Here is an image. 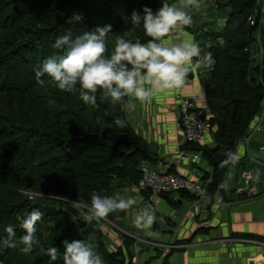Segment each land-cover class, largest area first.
Listing matches in <instances>:
<instances>
[{"label":"trees","instance_id":"16d2710c","mask_svg":"<svg viewBox=\"0 0 264 264\" xmlns=\"http://www.w3.org/2000/svg\"><path fill=\"white\" fill-rule=\"evenodd\" d=\"M256 1L226 0L223 27L206 33L214 63L201 81L204 103L198 104L206 109L212 126V145L187 142L183 147L199 153L211 170L200 178L210 198L207 207L214 204V195L225 200L219 185L228 180L231 163L224 164L226 154L235 153L248 136L264 101V70L251 67L249 51L255 37L248 19ZM160 4L161 0H0V239L8 237L6 229L12 226L18 243L24 230L17 217L33 209L44 214L36 225L39 244L33 251L0 249V264H63V241L75 239L92 242L104 264H132L133 239L121 235L123 253V247L109 243L99 222H84L82 210L73 208L71 201L90 204L93 193L115 196L137 185L143 180L142 164L155 163L156 155L136 133L125 109L101 102L99 93L98 106L85 105L78 91L62 92L47 77L42 85L35 72L57 53L53 44L66 31L75 38L110 24L109 56L117 36L146 43L149 38L142 26L132 25L129 18L133 10L143 16L145 7L155 13ZM74 15L83 19L70 23ZM117 118L125 127L113 123ZM148 192H143L144 200ZM175 194L161 196L171 205L195 199L178 191L181 200L175 202ZM52 246L58 250L55 260L47 254Z\"/></svg>","mask_w":264,"mask_h":264},{"label":"clouds","instance_id":"9594fccd","mask_svg":"<svg viewBox=\"0 0 264 264\" xmlns=\"http://www.w3.org/2000/svg\"><path fill=\"white\" fill-rule=\"evenodd\" d=\"M200 0H180V6H174L168 0H162L161 7L153 13L145 7L143 16L133 10L130 22L142 26L146 43L117 36L111 55L108 52V34L112 31L110 24L85 31L73 38L71 31L59 36L53 48L57 53L49 56L36 72V80L44 84V77L49 79L58 90L66 93L79 92V99L92 107L97 105V93L101 102L110 101L128 109H134L135 103L149 102L157 94H165L175 89L184 88L189 83V74L202 67H211L214 63L211 51L203 52L194 40L172 42L176 32H183L193 24L189 11L199 8ZM81 15H74L72 21L82 20ZM117 127H125V121L117 118L113 122ZM224 164L235 163L239 156L236 153L226 154ZM228 176L231 173L227 174ZM228 180L219 185L227 190ZM219 200V197H217ZM72 207L81 209L84 222L91 224L106 219L110 214L130 210L137 204L136 197L100 196L93 193L90 204L83 200L71 201ZM39 209H33L20 220L24 234L19 242L14 239L15 231L9 226L8 237L0 239V249L17 248L28 254L39 244L36 236L37 222L43 218ZM156 217L148 205L137 211L132 224L143 231L151 229ZM63 264H104V259L96 246L85 240L63 241ZM57 248L47 249L52 260L57 258Z\"/></svg>","mask_w":264,"mask_h":264},{"label":"crops","instance_id":"0c3cea01","mask_svg":"<svg viewBox=\"0 0 264 264\" xmlns=\"http://www.w3.org/2000/svg\"><path fill=\"white\" fill-rule=\"evenodd\" d=\"M210 1L212 3L213 0H200V7L204 5L207 11L213 7L215 9L220 7L217 1L213 6ZM168 2L180 6V0ZM161 5L162 0L159 8ZM199 8H192L189 11L193 24L183 32H176L170 37L172 42L193 40L194 29L205 34L213 32L212 20L218 21L216 27H223L225 21L218 26L222 18L217 17V12L211 14L210 18L203 17L201 26H196ZM217 31L219 30L215 32ZM261 35L263 40L264 32H261ZM253 43L249 49L250 53L252 52L251 59H254L253 55L259 56L261 60L257 66L264 69V49L257 40ZM206 44L209 45L208 41ZM203 73V70L193 73V80L180 91L172 90L165 94H157L147 103L133 101L136 105L134 109L124 107L125 113H131V125L134 130L149 148H151L149 143H153L150 150L157 158L153 168L164 170L170 159L177 156V146L181 143V129L175 96L180 94L194 99L196 103L203 101L201 84ZM262 111L254 119L259 123L258 131L253 133L246 143L241 141L237 146L235 153L239 159L229 167L231 173L228 176L229 187L222 194L225 200L219 201L216 198L209 208L206 206L199 215H194L189 208V200L185 202L172 195L173 198L181 200L182 204L170 209L167 207L168 216L162 223H157L158 226L154 223L151 229L143 231L133 227L134 233L140 232L143 237H135L136 241L132 238L134 241L132 248L136 251L132 264H152L148 261L150 258H159L156 260L159 264H253V262L264 264V109ZM144 113L149 114L147 116ZM203 141L212 145V138L208 135ZM245 171H249L252 176L247 189H244ZM239 189L244 190L240 192ZM154 204H158L162 210L168 206L164 199ZM199 228L205 231L197 232ZM245 239L257 240L260 245L246 243ZM144 250L147 251L140 254ZM170 250L173 251L167 256V260L163 261V257Z\"/></svg>","mask_w":264,"mask_h":264},{"label":"built area","instance_id":"2783aa9c","mask_svg":"<svg viewBox=\"0 0 264 264\" xmlns=\"http://www.w3.org/2000/svg\"><path fill=\"white\" fill-rule=\"evenodd\" d=\"M256 4L261 6L260 8H254L253 15L248 19V22L254 30L255 41L257 40L262 47L260 36L261 32L264 31V27H262L264 21V0H257ZM175 90L180 91L181 89ZM175 99L181 129V143L177 146V156L170 159L164 170H151L149 166L142 165L143 180L139 182L136 192L149 191V198L145 199V201L151 204L163 199L161 196L163 194H177L178 191L189 193L195 198L193 201H190L189 208L194 215H199L210 202V198L206 194L205 185L200 182L202 176L196 170L200 154L196 151L185 149L183 145L187 142L202 143L206 135L211 136L210 131L212 130V126L209 122L206 109L200 108L199 104L194 102V99L180 94H176ZM262 104L261 111L264 108V101ZM258 129L259 123L254 121L248 136H245L242 141L246 143L250 136L257 132ZM189 166L193 167L190 168ZM251 178V173L245 171L243 175L244 189L248 188ZM244 189H239V191L241 192ZM249 190L252 191L250 188ZM176 194L175 196H177ZM216 197L217 195H214V199ZM215 204L218 205L216 202ZM244 242L260 245V242L254 239H245Z\"/></svg>","mask_w":264,"mask_h":264},{"label":"rangeland","instance_id":"374dc122","mask_svg":"<svg viewBox=\"0 0 264 264\" xmlns=\"http://www.w3.org/2000/svg\"><path fill=\"white\" fill-rule=\"evenodd\" d=\"M215 1H217L220 4V7L217 8V9H215L213 7L211 10L207 11L204 8V5H202L199 8V12L200 13L198 15L199 17L196 18V20H197V25L196 26H198V27L201 26V24H202L201 21H202L203 17L206 16V17L210 18L211 14L216 13V12L218 14L217 17H221L222 18V19H220L221 20V23L218 24V26H221L222 22L225 21V15H226V13L228 11V8L224 6L226 0H213L212 3L210 1V3L212 4V6L214 5ZM256 8H259V4H256L255 9ZM217 22H218L217 20H212L211 28L214 31L221 29V27H216L215 26ZM263 32L264 31H262V33ZM192 34H193V40L196 43L199 44V46L202 49V51L203 52H207L208 51L207 49L209 48V46L211 45V43L208 42L209 45L206 44L207 41H209V38L207 37V35L205 34V32H202L201 30L197 31V30L194 29V30H192ZM261 36H260V38H261ZM255 39H256V37H255ZM253 44L254 43H252L251 46ZM251 53H250V55H251ZM254 56L255 55H253V58L254 59H252V63H251L252 66L251 67L257 66V64H259V62L261 60V58L259 56H257V57H254ZM211 67H202L201 69H199V70H203V72H204L203 75L201 76L202 82L207 78L208 73H209ZM260 70L262 71L261 68H260ZM199 102L202 103V104L204 103L203 101H199ZM262 112L263 111H260L259 113H262ZM144 114H146L148 116L149 113H144ZM126 116H127V119L130 121V124H131V122H132V120H131V113L130 114L129 113L128 114L126 113ZM149 144H150V147H151L150 149L152 150L153 143L151 142ZM155 163H153V164H155ZM153 164H151V163H143L142 165L149 166V168L151 170H157V169L153 168ZM189 167L192 168L193 166H189ZM196 170H197V172L201 176L204 174V172L210 173V171H211L210 168H209V166H208V164L206 163V161L203 158H201V156H200L199 164L196 166ZM138 184L137 185L128 186L124 190H122L121 192H118L115 195V196H120L122 198H126V197H129V196L136 197V199H137V204L136 205H134L128 211L120 212V215L117 216L112 221H110L108 219H104V220H101L99 222V224L101 225V227H103L104 229H106V231L108 232L107 234L105 232H103V234L104 235L106 234L108 236L109 243L111 245L117 246L118 248L119 247H121V248L123 247L122 248L123 253H124L125 250H124V245H123V237L121 236L122 234L123 235H127L128 237L133 238V239H135V237L136 238L137 237H140V238L143 237V234H141L140 232L134 233V230H133V227L134 226L132 224L133 217H134L135 213L137 211H139L141 208L145 207L146 205H144V204L147 203L144 200V198H143L144 197V195H143L144 193L143 192H141V193H137L136 192L137 191L136 188H137ZM172 200L175 201V202H178L179 201L176 198H173ZM160 204H161V202H160ZM147 205L150 206L152 208V210L154 211L155 217H156L155 222H157V223H162L163 220L165 219V217L168 216L167 211H166L167 207H169L168 209H170V208H174V207H179L180 206V205H176V204L171 205V204L168 203V206H165L164 207L165 210H162L161 208L158 207L159 206L158 204L148 203ZM135 241H136V239H135ZM145 251H147V250L142 251L140 254L144 253ZM129 252L135 254L136 253L135 248H132L131 247V249L129 250ZM134 257H135V255H134ZM134 257H133V259H134ZM158 259L159 258H150L148 261L149 262L151 261L152 264H159V262L156 261ZM132 263H133V261H132ZM253 264H254V262H253Z\"/></svg>","mask_w":264,"mask_h":264},{"label":"water","instance_id":"95a60500","mask_svg":"<svg viewBox=\"0 0 264 264\" xmlns=\"http://www.w3.org/2000/svg\"><path fill=\"white\" fill-rule=\"evenodd\" d=\"M193 78H194V74L193 73L192 74H189V77H188L189 81H192ZM118 109L119 110H122V109H124V107H121V106L118 105Z\"/></svg>","mask_w":264,"mask_h":264}]
</instances>
